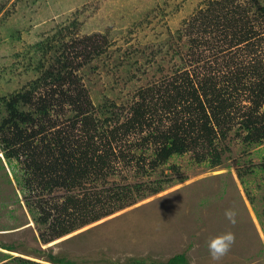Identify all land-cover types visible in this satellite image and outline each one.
I'll return each instance as SVG.
<instances>
[{"label":"rangeland","instance_id":"374dc122","mask_svg":"<svg viewBox=\"0 0 264 264\" xmlns=\"http://www.w3.org/2000/svg\"><path fill=\"white\" fill-rule=\"evenodd\" d=\"M214 1L236 5L251 0H0V97L37 79L35 43L65 35L63 42L70 45L95 35L99 45L106 40L105 53L84 64L76 76L88 92L94 116L103 120L109 111H122L115 106L124 108L121 122L138 89L159 84L176 71L205 75L203 42L212 41L215 33L199 36L202 44L194 50L188 44L196 30L191 18ZM61 47L59 43L56 50ZM197 55L204 61H195ZM4 116L0 113V120ZM218 143L220 149L228 148L216 168L197 164L190 153L172 157L142 178L134 167L122 168L96 190L166 177L185 181L176 180L156 195L48 243L42 242L43 228L34 224L25 203L39 194L21 190L15 181L23 173L21 165L13 162L17 167H11L0 148V243L13 247L0 248V264H16L14 257L49 264L44 261L49 253L70 264H161L177 254H184L188 264H213L206 241L227 231L236 241L219 264H264V218L261 224L256 215L264 210V179L248 172L264 163V142L246 146L229 134ZM237 171L244 174L245 185ZM66 195L56 189L40 196L61 203ZM228 208L238 213L235 226L224 216ZM40 251L45 253L40 256Z\"/></svg>","mask_w":264,"mask_h":264},{"label":"trees","instance_id":"16d2710c","mask_svg":"<svg viewBox=\"0 0 264 264\" xmlns=\"http://www.w3.org/2000/svg\"><path fill=\"white\" fill-rule=\"evenodd\" d=\"M227 2L214 1L191 18L196 30L188 44L194 50L202 44L199 36L215 33L212 41L203 42L208 54L205 75L190 77L176 71L159 84L154 81L138 89L129 115L121 122L124 108L113 106L122 111H109L103 120L94 116L88 92L76 76L84 64L105 53V39L99 45L94 35L68 45L61 35L51 43L47 39L34 44L37 79L7 98L0 97V113L5 114L0 120V148L11 167L21 165V177L14 174L21 190L39 194L35 201L29 196L25 203L34 224L43 228V243L156 195L176 180L185 181L166 177L96 190L122 168L134 167L136 176L142 178L172 157L188 153L197 164L216 168L222 165L228 148L220 149L218 142L229 134L246 146L264 142V0L236 5ZM59 43L62 47L57 51ZM230 49L235 53L228 56ZM220 56L225 60L220 61ZM195 61L204 60L197 55ZM248 172L264 179V163ZM236 173L245 185L244 174ZM56 189L67 193L61 203L41 198V194ZM75 190L79 194H73ZM246 193L252 205V197ZM256 215L262 224L264 210ZM0 248L13 250L1 243ZM44 253L37 252L40 256ZM12 260L16 264H44L20 257ZM44 261L70 264L51 253ZM161 264L188 262L184 254H177Z\"/></svg>","mask_w":264,"mask_h":264},{"label":"clouds","instance_id":"9594fccd","mask_svg":"<svg viewBox=\"0 0 264 264\" xmlns=\"http://www.w3.org/2000/svg\"><path fill=\"white\" fill-rule=\"evenodd\" d=\"M237 215L238 213L232 208L225 209L224 211L225 218L233 226L237 223ZM235 241V234L231 231H227L206 241V247L213 264H219L228 255Z\"/></svg>","mask_w":264,"mask_h":264}]
</instances>
